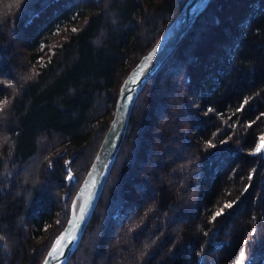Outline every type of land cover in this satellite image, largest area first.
<instances>
[{
  "label": "trees",
  "instance_id": "obj_1",
  "mask_svg": "<svg viewBox=\"0 0 264 264\" xmlns=\"http://www.w3.org/2000/svg\"><path fill=\"white\" fill-rule=\"evenodd\" d=\"M183 1L0 0V264H40L123 78ZM40 34L48 53L35 61L26 45ZM262 114L264 0H210L139 91L65 264H236L242 251L241 264H264Z\"/></svg>",
  "mask_w": 264,
  "mask_h": 264
},
{
  "label": "water",
  "instance_id": "obj_2",
  "mask_svg": "<svg viewBox=\"0 0 264 264\" xmlns=\"http://www.w3.org/2000/svg\"><path fill=\"white\" fill-rule=\"evenodd\" d=\"M210 0H184L173 18L157 37L153 45L129 69L123 78L112 109V116L76 192L71 201V211L62 230L54 238L40 264H65L69 256L77 247L85 227L94 211L101 195L104 183L115 160L119 147L126 133L130 112L133 103L146 81L159 67L165 57L170 53L176 43L195 21L197 16L208 6ZM264 161V150L261 151ZM68 175L72 172L68 167ZM79 191L83 192L80 204L84 211L78 209L74 212L73 201ZM79 204V205H80ZM82 217V218H81ZM71 221V223H70ZM67 233L58 252L52 251L57 237Z\"/></svg>",
  "mask_w": 264,
  "mask_h": 264
},
{
  "label": "rangeland",
  "instance_id": "obj_3",
  "mask_svg": "<svg viewBox=\"0 0 264 264\" xmlns=\"http://www.w3.org/2000/svg\"><path fill=\"white\" fill-rule=\"evenodd\" d=\"M227 2V1H226ZM234 13L237 14V12L241 11V8L239 4H235ZM77 22V19L73 16L69 17H61L60 19L55 20L46 30L45 34L49 37V40H55L60 35L65 33L69 27ZM46 41L44 40V37L42 34L33 41L31 44L26 45L27 50L33 51L35 53V61H40L43 57H45L48 53L47 48H45ZM183 100L190 104L194 109H196V112L200 113L202 112L200 106H199V98L198 95L194 92L188 89L184 92ZM199 107V108H198ZM187 137H191L194 140L199 139L198 134H196L195 130L191 129L190 133H188ZM259 139L256 141L255 146L253 147L252 151L256 148V145L259 143Z\"/></svg>",
  "mask_w": 264,
  "mask_h": 264
},
{
  "label": "snow or ice",
  "instance_id": "obj_4",
  "mask_svg": "<svg viewBox=\"0 0 264 264\" xmlns=\"http://www.w3.org/2000/svg\"><path fill=\"white\" fill-rule=\"evenodd\" d=\"M20 2H21V0H13V3H14L15 5H19ZM73 31H76V30L73 29ZM7 103H8L7 100L0 101V110H2L3 105H4V104H7ZM262 115H264V114H262ZM259 141H260V142L256 145V148L254 149V151H256V152H260V151L264 150V135H261V136H260ZM66 163H67V162H66ZM68 178H71V173H69V177H68ZM73 204L76 205V201H73ZM231 206H232V205H231L230 203H225L224 208H230ZM78 207H79V211H80L81 213H83V211H84V207H85V206H84L83 204H80ZM222 213H223V209H221L220 211H217V212L215 213V215L213 216V219H215L217 216L222 215ZM81 218H82V217H81ZM70 223H71V221H70ZM66 237H67L69 240L72 239V237L69 236L67 233H62L59 237H57L56 242H55V244L53 245L52 251L49 252V256H51L53 252H58V251L60 250L61 245H62V242H63V240H64ZM243 257H244V253H243V251H242V252L240 253V257H239V258L237 259V261H236V264H241V260L243 259Z\"/></svg>",
  "mask_w": 264,
  "mask_h": 264
},
{
  "label": "bare ground",
  "instance_id": "obj_5",
  "mask_svg": "<svg viewBox=\"0 0 264 264\" xmlns=\"http://www.w3.org/2000/svg\"><path fill=\"white\" fill-rule=\"evenodd\" d=\"M82 196H83V192L82 191H79L77 193V195L75 196V199L74 201H76V205H73V208H74V212L78 209V206L80 204V201L82 199Z\"/></svg>",
  "mask_w": 264,
  "mask_h": 264
}]
</instances>
